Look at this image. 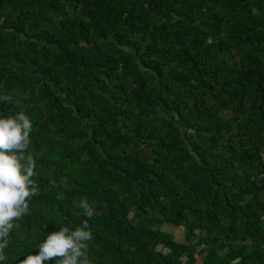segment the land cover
I'll use <instances>...</instances> for the list:
<instances>
[{
	"label": "trees",
	"instance_id": "trees-1",
	"mask_svg": "<svg viewBox=\"0 0 264 264\" xmlns=\"http://www.w3.org/2000/svg\"><path fill=\"white\" fill-rule=\"evenodd\" d=\"M3 95L39 195L0 264L84 221L91 264H264V0H0Z\"/></svg>",
	"mask_w": 264,
	"mask_h": 264
},
{
	"label": "clouds",
	"instance_id": "clouds-1",
	"mask_svg": "<svg viewBox=\"0 0 264 264\" xmlns=\"http://www.w3.org/2000/svg\"><path fill=\"white\" fill-rule=\"evenodd\" d=\"M0 100L10 101L8 95ZM32 122L24 111L15 115L0 117V261L6 260L5 249L9 247V236L18 229L15 221L29 213V200L39 195V189L32 179L35 175V160L25 155L30 144ZM74 207L83 210L91 218L95 207L86 198L73 201ZM93 239L87 221L81 225L62 226L49 233L36 248L38 253L29 254L19 264H44L55 260V264H91L88 259L89 241Z\"/></svg>",
	"mask_w": 264,
	"mask_h": 264
},
{
	"label": "rangeland",
	"instance_id": "rangeland-1",
	"mask_svg": "<svg viewBox=\"0 0 264 264\" xmlns=\"http://www.w3.org/2000/svg\"><path fill=\"white\" fill-rule=\"evenodd\" d=\"M160 229L163 231H168L174 236L175 239L180 240L182 237V230L179 227H174V226L163 224L160 226Z\"/></svg>",
	"mask_w": 264,
	"mask_h": 264
},
{
	"label": "built area",
	"instance_id": "built-area-1",
	"mask_svg": "<svg viewBox=\"0 0 264 264\" xmlns=\"http://www.w3.org/2000/svg\"><path fill=\"white\" fill-rule=\"evenodd\" d=\"M259 161L264 165V143L261 145V148L258 152Z\"/></svg>",
	"mask_w": 264,
	"mask_h": 264
}]
</instances>
